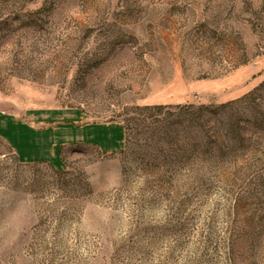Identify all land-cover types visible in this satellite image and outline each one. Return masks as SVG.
<instances>
[{
  "label": "rangeland",
  "instance_id": "374dc122",
  "mask_svg": "<svg viewBox=\"0 0 264 264\" xmlns=\"http://www.w3.org/2000/svg\"><path fill=\"white\" fill-rule=\"evenodd\" d=\"M0 107L127 127L0 146V264H264V0H0Z\"/></svg>",
  "mask_w": 264,
  "mask_h": 264
},
{
  "label": "crops",
  "instance_id": "0c3cea01",
  "mask_svg": "<svg viewBox=\"0 0 264 264\" xmlns=\"http://www.w3.org/2000/svg\"><path fill=\"white\" fill-rule=\"evenodd\" d=\"M113 124L120 127L114 137ZM92 140L96 146L85 143ZM76 145L93 147L103 155L120 152L125 145L124 123L91 121L76 108L29 107L16 113L0 107V146L12 151L19 163L43 162L61 170L62 149Z\"/></svg>",
  "mask_w": 264,
  "mask_h": 264
},
{
  "label": "trees",
  "instance_id": "16d2710c",
  "mask_svg": "<svg viewBox=\"0 0 264 264\" xmlns=\"http://www.w3.org/2000/svg\"><path fill=\"white\" fill-rule=\"evenodd\" d=\"M163 108H167V106L166 105H153V106H145L144 107V109H146V110H162ZM179 108L181 110H183L184 113H186V114H191L190 113L191 112L190 110L193 109L192 106H190V105L189 106H181ZM123 123H124V121H123ZM126 129H127V127H126V124L124 123L125 143H126ZM124 147H125V145H124ZM61 153H62V151H61Z\"/></svg>",
  "mask_w": 264,
  "mask_h": 264
}]
</instances>
